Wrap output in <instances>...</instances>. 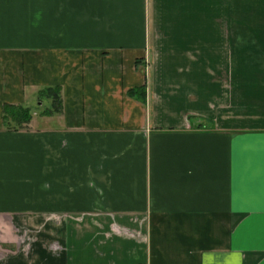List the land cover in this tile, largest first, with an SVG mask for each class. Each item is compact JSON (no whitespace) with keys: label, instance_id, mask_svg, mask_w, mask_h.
Masks as SVG:
<instances>
[{"label":"crops","instance_id":"1","mask_svg":"<svg viewBox=\"0 0 264 264\" xmlns=\"http://www.w3.org/2000/svg\"><path fill=\"white\" fill-rule=\"evenodd\" d=\"M0 264H264V0H0Z\"/></svg>","mask_w":264,"mask_h":264},{"label":"trees","instance_id":"2","mask_svg":"<svg viewBox=\"0 0 264 264\" xmlns=\"http://www.w3.org/2000/svg\"><path fill=\"white\" fill-rule=\"evenodd\" d=\"M137 89H135V90H137ZM39 93H40V97L42 95L43 97L46 98L45 100L48 99V102H49V106H48L47 110L46 109L42 110L41 111L42 113H49L51 111H59L60 110L59 88H57L56 86H47V87L40 89ZM7 106L8 107L6 109L4 108V110L5 111H8V110L13 111L11 118L15 124L17 123L20 125L21 123H25L29 120L31 112H30V110L26 109L25 106H13V105H7ZM5 121H6V124L9 123V119H8V122H7V119Z\"/></svg>","mask_w":264,"mask_h":264},{"label":"rangeland","instance_id":"3","mask_svg":"<svg viewBox=\"0 0 264 264\" xmlns=\"http://www.w3.org/2000/svg\"><path fill=\"white\" fill-rule=\"evenodd\" d=\"M46 98L45 97H43V96H41L40 97V93H38V97L36 98V109H38V111H39V109L42 111V110H44V109H46L47 110V106H48V99L47 100H45ZM41 101V103L39 104V105H37V103H39ZM7 237H8V239L9 238H12V236H13V231H9L8 232V235H6Z\"/></svg>","mask_w":264,"mask_h":264}]
</instances>
